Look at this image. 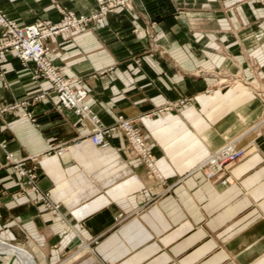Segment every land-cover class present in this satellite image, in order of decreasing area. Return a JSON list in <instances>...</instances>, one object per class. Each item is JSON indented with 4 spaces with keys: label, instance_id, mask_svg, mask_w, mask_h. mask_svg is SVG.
I'll use <instances>...</instances> for the list:
<instances>
[{
    "label": "crops",
    "instance_id": "obj_1",
    "mask_svg": "<svg viewBox=\"0 0 264 264\" xmlns=\"http://www.w3.org/2000/svg\"><path fill=\"white\" fill-rule=\"evenodd\" d=\"M61 10L87 17L96 3L0 0L19 26ZM46 46L104 128L134 122L162 181L121 132L93 145L33 65L1 55L0 106L18 107L0 114V242L33 264H264V4L128 0ZM227 144L244 157L226 184L207 181L196 168ZM0 264L23 263L2 252Z\"/></svg>",
    "mask_w": 264,
    "mask_h": 264
},
{
    "label": "built area",
    "instance_id": "obj_2",
    "mask_svg": "<svg viewBox=\"0 0 264 264\" xmlns=\"http://www.w3.org/2000/svg\"><path fill=\"white\" fill-rule=\"evenodd\" d=\"M97 12L85 16H74L66 13L65 18L60 24H48L46 21H37L30 25L19 26L11 21L4 13L0 11V29L2 31L0 41V56L13 53L16 58L24 65H33L35 68L34 80H44L51 85V89L55 96V102L58 108L72 111L81 120L87 121L89 125V138L95 146L104 144V139L114 131H119L124 136L127 144L139 156L140 159L146 163L150 162L154 165V158L150 150L147 148L145 140L141 133L136 129L133 122L124 119L121 116L117 117L115 125L111 128H104L101 125L99 118L91 112L86 100L88 92L85 88H77L78 81L64 78L49 61V50L46 46L48 39L60 35H67L79 29L88 21H94L100 17H105L115 7L124 6L123 0H95ZM2 77L0 70V78ZM17 104H11L5 107L0 106V114L5 112H12L17 109ZM165 110L171 111V106H167ZM174 109V108H173ZM23 117L30 118V114H24ZM61 153V151H59ZM241 153L237 155L228 156L226 153L221 155L219 161V168L217 173L223 171V165L238 160ZM9 160H12L18 173L22 177H28V184L32 186V190L37 193V188L33 184V176L22 168V164L15 162L11 155H7ZM212 179L214 176L208 174ZM159 180L161 177L159 176ZM225 183V182H224ZM37 197L40 194H36Z\"/></svg>",
    "mask_w": 264,
    "mask_h": 264
},
{
    "label": "bare ground",
    "instance_id": "obj_3",
    "mask_svg": "<svg viewBox=\"0 0 264 264\" xmlns=\"http://www.w3.org/2000/svg\"><path fill=\"white\" fill-rule=\"evenodd\" d=\"M91 142V140H90ZM92 143V142H91ZM93 144V143H92ZM94 145V144H93ZM133 154H134V157L135 158H139V156L132 150ZM227 154L228 156H233V155H237L238 153H241V157H239V159H242L245 155V150L244 149H238L236 148L234 145L232 144H227L225 146H222L221 148H219L218 150L214 151L210 156H208L197 168H196V171L200 172L203 177L207 180V181H212V179H208L209 175L208 174H211V176H217L218 174H215L217 173L218 171V166H219V161H220V157L222 154ZM238 159V160H239ZM140 161L143 163V165L145 166V168L150 172V174H153L154 175V178L157 180V181H160L159 180V171L156 167V162L154 160V165H151L150 162L146 163L144 160L140 159ZM228 182V180L224 183L226 184ZM223 184V185H224ZM19 249V248H18ZM16 248H12L10 246H6V245H3L1 242H0V253L2 252H14L19 258L20 260L22 261L23 264H33L26 256L25 254H23L22 251L18 250Z\"/></svg>",
    "mask_w": 264,
    "mask_h": 264
},
{
    "label": "rangeland",
    "instance_id": "obj_4",
    "mask_svg": "<svg viewBox=\"0 0 264 264\" xmlns=\"http://www.w3.org/2000/svg\"><path fill=\"white\" fill-rule=\"evenodd\" d=\"M54 2H56L57 0H53ZM95 1V0H94ZM113 1H116V0H113ZM123 1H125V5L124 6H118V7H115L114 8V11H116L118 8H124V7H126V5H128V0H123ZM256 2L257 3H259V4H261V5H263L264 4V0H256ZM97 6H96V11L94 12V13H96L97 12ZM114 11H112L111 13H113ZM68 14V13H70V14H73L74 16H76L74 13H72V12H69V11H66V10H61L60 11V15H61V18L59 19V21L58 22H55V23H52V22H50V21H48V24H50V25H52V24H60L61 23V21H63L64 20V18H65V15L64 14ZM94 13H92V14H94ZM91 14V15H92ZM110 14V13H109ZM107 16V15H106ZM105 16V17H106ZM76 17H78V16H76ZM87 17H89V16H87ZM100 18H104V17H100ZM99 18V19H100ZM37 21H43V20H37ZM36 21V22H37ZM36 22H34V23H36ZM47 22V21H46ZM1 30V29H0ZM74 32V31H73ZM73 32H71V33H73ZM1 35H2V31H1ZM57 37V36H56ZM49 40V39H48ZM36 72V71H35ZM229 85H231V84H229ZM224 86H226V85H224ZM228 86V85H227ZM226 86V87H227ZM256 88H258V90H261V88H262V86L259 84L258 86H257V84H256ZM212 90L211 89H209L208 90V92H211ZM188 103V101H186L185 99H182V100H179V101H177V102H173V103H170L169 104V106H171V108H172V110L171 111H174L176 108H179V107H184L186 104ZM166 108H168L167 106L165 107V108H163V112H167L165 109ZM174 108V109H173ZM158 114H161V111H159L158 112ZM133 122V121H132ZM133 124H134V122H133ZM134 126H135V124H134ZM264 126V125H263ZM137 129V128H136ZM142 135V134H141ZM232 145H234L235 146V144H232ZM236 147V146H235ZM237 148V147H236ZM149 149V148H148ZM150 150V153H151V155H152V157L154 158V160H155V157H154V155H153V153H152V148H150L149 149ZM241 159H239V160H233V161H230V162H228V163H226V164H224L223 165V171L222 172H220L219 173V175H217V176H214L213 178H212V181H215V182H217V183H220V184H224V182H226L228 179H229V175H228V168H229V166H231V165H233V164H235V163H237L238 161H240ZM162 181V180H161Z\"/></svg>",
    "mask_w": 264,
    "mask_h": 264
}]
</instances>
